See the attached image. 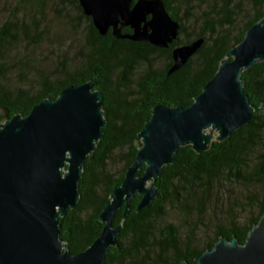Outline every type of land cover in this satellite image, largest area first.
<instances>
[{
  "label": "trees",
  "instance_id": "obj_1",
  "mask_svg": "<svg viewBox=\"0 0 264 264\" xmlns=\"http://www.w3.org/2000/svg\"><path fill=\"white\" fill-rule=\"evenodd\" d=\"M15 6L10 16L0 23V122L15 114H28L42 99H55L68 85L95 82L102 99L105 126L93 151L86 157L78 180L79 198L58 218L59 238L70 253L87 248L100 234L103 223L98 215L110 197L113 187L120 185L125 170L133 161L140 142L136 136L149 119L156 104L188 107L203 85L213 76L227 51L238 44L244 32L264 15V0H248L249 9L241 14L238 0H163L171 17L178 21V37L167 48L147 42L116 39L108 30L100 35L91 18L84 15L77 0H52L55 14L64 19L60 24L85 31L84 50L69 48L58 40L51 56L38 51L42 38L49 34L44 15L45 0L38 14L29 12L24 2ZM179 6L185 9L179 15ZM205 7L198 31H187L189 9ZM73 11L74 16L68 13ZM127 27L122 32H130ZM204 38L198 50L176 71L167 73L172 63L171 49L178 44ZM66 47L63 48V46ZM22 55L15 54L20 49ZM40 48V49H39ZM164 58L165 65L155 70L152 62ZM19 83H12V72ZM243 92L253 106L249 122L235 130L223 141H212L202 153L190 145L179 147L173 161L163 166L156 180L157 196L140 210L136 206L140 195L129 202V213L122 221L123 205L117 210L112 224L122 222L117 245L109 247L104 264H197L195 257L211 249L219 237H236L243 243L248 231L264 214V61L256 62L242 73ZM119 163L117 170H111ZM144 165L136 172L142 174ZM248 188L245 196L252 214L242 221L231 217L232 205L242 200L230 198L234 184ZM229 185V186H228ZM215 192V199L212 197ZM200 214L211 204L227 205V223L217 226L213 236L202 246L194 242L187 227L182 240L172 224L163 226L158 234L154 222L173 206L187 215L195 202ZM218 193L221 195H218ZM219 199V200H218Z\"/></svg>",
  "mask_w": 264,
  "mask_h": 264
},
{
  "label": "water",
  "instance_id": "obj_2",
  "mask_svg": "<svg viewBox=\"0 0 264 264\" xmlns=\"http://www.w3.org/2000/svg\"><path fill=\"white\" fill-rule=\"evenodd\" d=\"M77 1L100 35L110 29L116 39L158 48H167L178 37L180 25L163 0ZM123 27L131 31L122 32ZM203 41L196 38L175 45L167 73L184 65ZM260 61H264V15L227 51L188 107H152L136 136L140 146L135 157L98 215L103 223L100 234L76 254L59 238L58 218L75 207L83 163L105 126L103 97L94 89L95 82L65 86L55 99L34 104L28 114L0 122V264H104L123 227L122 222L112 224L117 210L123 205L124 221L134 195H140L137 211L149 205L157 196L156 180L163 166L172 163L179 147L190 145L202 153L212 141H223L249 122L253 106L243 92L241 76ZM208 128L217 131L216 139ZM142 165L143 172L137 175ZM195 260L197 264H264V214L243 243L234 236L219 237Z\"/></svg>",
  "mask_w": 264,
  "mask_h": 264
},
{
  "label": "rangeland",
  "instance_id": "obj_3",
  "mask_svg": "<svg viewBox=\"0 0 264 264\" xmlns=\"http://www.w3.org/2000/svg\"><path fill=\"white\" fill-rule=\"evenodd\" d=\"M21 3V0H0V23L4 21L8 16H10L12 10L17 13L20 10L15 9V6ZM52 0H45V10L44 15L47 20L44 22H48L50 26V32L46 36L42 38L41 49L35 51L32 54V57L39 58L38 51H41L43 55L47 56L49 60L55 59L54 55L51 56L49 51L52 48H55V44L59 40L60 43L67 44L69 48L68 55L70 56L75 50L83 49L84 46V33L80 28H73L69 24H60L59 21H63L64 19L60 16L55 14V7L53 8ZM238 4L241 8V14L244 13L246 10L249 9L248 0H238ZM25 8L29 12H34L38 14L40 10V3L36 0H27L24 2ZM205 10V7L200 6L198 9H189L190 19L185 22L187 27V31L190 33H194V31H198L202 25L203 15L202 12ZM68 13L71 17L74 16L73 11L68 10ZM185 9L183 6H179V15L184 16ZM83 33V34H82ZM66 45L63 46V48ZM24 50L20 47L18 51L15 52L17 55H22ZM165 59L160 58L159 60L152 62V67L155 70H161L165 65ZM17 72L13 71L12 76L15 81L12 80V83H19L18 79L15 77ZM207 132H211L213 139H216L218 133L216 130H211L208 128ZM120 167L119 163H115L112 166L111 170H117ZM229 186V185H228ZM248 195V188L244 187L243 185L234 184L231 192L230 198L235 197L237 199L242 200L241 203H235L232 205V214L231 217H238L239 221H242L246 216L251 215L252 209L247 206L245 203L246 199L245 196ZM217 197L221 195L218 193ZM212 197H215V192L213 191ZM200 195L197 192L195 196V202L192 203L190 206V211L187 215H182L175 207L167 206L165 215L154 222V228L156 229V234L160 231L163 226L168 224H172L176 227L177 236L180 240H182L186 234L187 227H190L192 231L190 234L193 236L194 242L198 244V246H202L203 243L211 236H213L214 231L217 229L218 225L223 223H227L226 216H228L227 212V205H219V203L211 204V206H207L203 213L200 214L199 210L197 209L196 203L199 200ZM215 199V198H214ZM219 200V199H218Z\"/></svg>",
  "mask_w": 264,
  "mask_h": 264
},
{
  "label": "flooded vegetation",
  "instance_id": "obj_4",
  "mask_svg": "<svg viewBox=\"0 0 264 264\" xmlns=\"http://www.w3.org/2000/svg\"><path fill=\"white\" fill-rule=\"evenodd\" d=\"M124 28V27H123ZM127 28H129V27H127ZM130 29V28H129ZM109 31H110V29H109Z\"/></svg>",
  "mask_w": 264,
  "mask_h": 264
}]
</instances>
